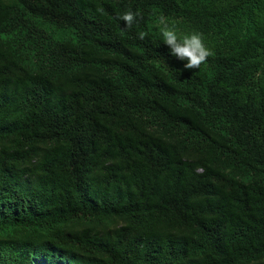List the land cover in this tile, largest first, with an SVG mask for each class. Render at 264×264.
<instances>
[{
  "label": "trees",
  "instance_id": "1",
  "mask_svg": "<svg viewBox=\"0 0 264 264\" xmlns=\"http://www.w3.org/2000/svg\"><path fill=\"white\" fill-rule=\"evenodd\" d=\"M121 1L0 0V250L264 264V0H133L131 30ZM159 15L205 31L203 68Z\"/></svg>",
  "mask_w": 264,
  "mask_h": 264
},
{
  "label": "clouds",
  "instance_id": "2",
  "mask_svg": "<svg viewBox=\"0 0 264 264\" xmlns=\"http://www.w3.org/2000/svg\"><path fill=\"white\" fill-rule=\"evenodd\" d=\"M131 1L133 0H123L117 4H108L107 6L101 4V6L104 7L108 16L118 9H124V12L117 15V19L124 22L126 30H131L138 23V18H143V14L139 9L133 11L131 8H127L126 4ZM104 9L98 7L96 10L98 13L103 14ZM190 23L191 20L183 21L181 18H168L164 15L156 17V27L158 28L162 42L169 47L171 54L179 59L178 64L183 69L199 70L208 60H211L213 51L210 48V43L205 39V31L189 27ZM184 27L190 31H184ZM126 30H122L114 35V47L118 38L131 35ZM147 36L148 32L143 30L137 33V37L140 40H144ZM247 58L251 62L256 57L247 55ZM262 68H264V62L261 63L258 69ZM194 171L195 173L202 172L200 168H196ZM44 254L41 255L40 250L37 249L32 250L31 253L19 252L12 257L0 250V264H16L19 260H30L34 264H78L77 258L64 248L54 249L53 252L45 250Z\"/></svg>",
  "mask_w": 264,
  "mask_h": 264
}]
</instances>
